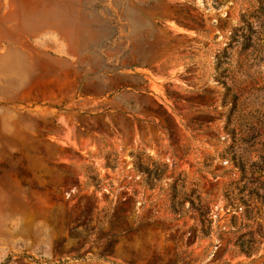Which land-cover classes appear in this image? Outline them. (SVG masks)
Here are the masks:
<instances>
[{
  "label": "rangeland",
  "instance_id": "374dc122",
  "mask_svg": "<svg viewBox=\"0 0 264 264\" xmlns=\"http://www.w3.org/2000/svg\"><path fill=\"white\" fill-rule=\"evenodd\" d=\"M0 264H264V0H0Z\"/></svg>",
  "mask_w": 264,
  "mask_h": 264
},
{
  "label": "trees",
  "instance_id": "16d2710c",
  "mask_svg": "<svg viewBox=\"0 0 264 264\" xmlns=\"http://www.w3.org/2000/svg\"><path fill=\"white\" fill-rule=\"evenodd\" d=\"M235 38H236V36L233 37V40L232 41H235ZM249 39L250 38H248V37H245L244 38V40L242 42V45L244 47H247L248 46L247 43H248ZM232 43L233 42H231L230 45H232ZM109 164H110V162H109ZM138 167H139V169L141 171H144L143 170L142 163L139 162V166ZM196 209H197V211L199 213L198 214V218H199L200 224H201V231L203 232V234L208 235L209 232H210L211 223H212L211 219L209 218V213H210L209 208L207 206L203 205V206H199ZM172 211H174L175 213H179L180 212V210L178 209V207L176 206V204L172 205Z\"/></svg>",
  "mask_w": 264,
  "mask_h": 264
}]
</instances>
